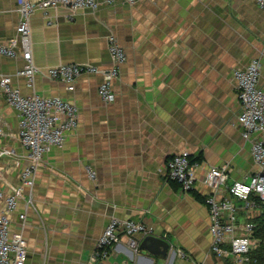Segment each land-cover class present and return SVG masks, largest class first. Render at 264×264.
Here are the masks:
<instances>
[{"label": "crops", "instance_id": "0c3cea01", "mask_svg": "<svg viewBox=\"0 0 264 264\" xmlns=\"http://www.w3.org/2000/svg\"><path fill=\"white\" fill-rule=\"evenodd\" d=\"M18 22V0H0V41L17 34ZM30 28L38 68L33 84L17 73L26 62L20 50L16 56L0 53V74L10 75L11 85L23 94L75 102L79 115L65 141L44 155L34 185L24 186L11 213L14 228L27 213L25 264H88L112 214L142 220L151 231L133 256L120 229V240L96 264H203L210 253L208 264H237L212 251L204 202L212 188L203 176L211 166L227 164L230 178L218 193L228 195L234 179L248 180L258 168L238 120L241 105L232 73L258 58L264 88V9L257 0L118 1L102 2L96 10L56 4L35 9ZM109 34L126 52L120 76L112 81L113 100L97 91L100 72L82 73L73 90L45 73L61 62L107 68ZM19 121L18 108L0 86V152L5 151L0 186L5 191L19 183L29 163ZM181 150L200 156L190 192L181 191L166 173L167 159ZM232 199L237 221L244 222L241 200Z\"/></svg>", "mask_w": 264, "mask_h": 264}, {"label": "built area", "instance_id": "2783aa9c", "mask_svg": "<svg viewBox=\"0 0 264 264\" xmlns=\"http://www.w3.org/2000/svg\"><path fill=\"white\" fill-rule=\"evenodd\" d=\"M118 1L134 3L140 0H18L17 34L0 41V53L16 56L20 50L26 62L17 73L26 75L28 82L33 84L38 68L33 60L30 16L35 9L62 4L72 9L96 10L102 2L115 4ZM257 2L264 9V0ZM108 47L111 62L107 68L88 62H61L47 67L45 73L51 78L65 81L67 88L73 90L82 73L100 72L102 80L97 91L104 100L111 101L115 97L112 81L120 76V64L125 60L126 52L115 34L108 35ZM232 73L241 105L238 120L242 125L243 136L251 143L252 158L258 168L249 175L248 180L234 179L229 184V194L221 195L218 189L229 180V168L227 164L211 166L203 176V181L212 188L205 194L204 202L208 207L212 251L237 264H249L250 250L256 242L251 235L254 222L249 217L253 216L252 210L257 208L256 199H264V88L259 86L261 62L258 58H251L246 64L234 68ZM10 82V75L0 74V86L7 100L20 112L19 137L29 150V163L20 172L17 185H11L9 191L0 186V202L3 201L0 209V264H25L28 254L24 237L27 213L24 211L20 214L21 221L16 228L13 227L11 213L17 199L24 196V186L34 185L44 155L53 146L62 144L67 133L76 127L79 108L75 102L60 95L43 96L36 92L23 94ZM193 157L189 150H181L173 153L166 162L168 178L176 181L183 192L192 191L198 179L195 168L197 160H193ZM89 172L94 174L91 169ZM232 196L242 201L241 206L247 213L244 222L237 221L238 207ZM28 200L31 202V197ZM120 229L127 234V244L133 256L140 251V240L151 231L142 220L118 218L112 214L90 254L88 264H96L110 254L120 240ZM173 248L179 255L186 256L182 248L171 245L170 250L175 251Z\"/></svg>", "mask_w": 264, "mask_h": 264}, {"label": "trees", "instance_id": "16d2710c", "mask_svg": "<svg viewBox=\"0 0 264 264\" xmlns=\"http://www.w3.org/2000/svg\"><path fill=\"white\" fill-rule=\"evenodd\" d=\"M193 160H200V156L193 157ZM176 184V181H173ZM257 207L260 213L249 217L254 222L252 237L256 242L250 250L251 262L249 264H264V199L257 198Z\"/></svg>", "mask_w": 264, "mask_h": 264}, {"label": "water", "instance_id": "95a60500", "mask_svg": "<svg viewBox=\"0 0 264 264\" xmlns=\"http://www.w3.org/2000/svg\"><path fill=\"white\" fill-rule=\"evenodd\" d=\"M164 253L167 254V251H165ZM211 259H212V253L206 256V259L203 264H208Z\"/></svg>", "mask_w": 264, "mask_h": 264}, {"label": "rangeland", "instance_id": "374dc122", "mask_svg": "<svg viewBox=\"0 0 264 264\" xmlns=\"http://www.w3.org/2000/svg\"><path fill=\"white\" fill-rule=\"evenodd\" d=\"M242 202V201H241Z\"/></svg>", "mask_w": 264, "mask_h": 264}]
</instances>
